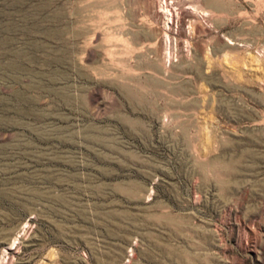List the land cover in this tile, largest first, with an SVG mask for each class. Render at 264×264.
Wrapping results in <instances>:
<instances>
[{
	"label": "rangeland",
	"instance_id": "374dc122",
	"mask_svg": "<svg viewBox=\"0 0 264 264\" xmlns=\"http://www.w3.org/2000/svg\"><path fill=\"white\" fill-rule=\"evenodd\" d=\"M0 264H264V0H0Z\"/></svg>",
	"mask_w": 264,
	"mask_h": 264
}]
</instances>
